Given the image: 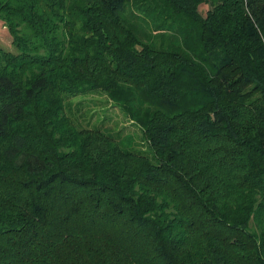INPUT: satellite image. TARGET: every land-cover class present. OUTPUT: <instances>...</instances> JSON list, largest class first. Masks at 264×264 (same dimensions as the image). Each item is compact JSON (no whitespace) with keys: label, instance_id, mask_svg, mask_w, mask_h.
I'll list each match as a JSON object with an SVG mask.
<instances>
[{"label":"trees","instance_id":"16d2710c","mask_svg":"<svg viewBox=\"0 0 264 264\" xmlns=\"http://www.w3.org/2000/svg\"><path fill=\"white\" fill-rule=\"evenodd\" d=\"M0 22V264H264V0H0ZM97 91L151 155L72 119Z\"/></svg>","mask_w":264,"mask_h":264},{"label":"rangeland","instance_id":"374dc122","mask_svg":"<svg viewBox=\"0 0 264 264\" xmlns=\"http://www.w3.org/2000/svg\"><path fill=\"white\" fill-rule=\"evenodd\" d=\"M11 41L12 36L10 35L9 31L4 28L2 22H0V49L15 51L14 47L11 44ZM77 105H82V107L88 108V110H86L84 114V117L90 118V121H93L94 124L97 123L98 125L95 128L99 127L106 133L112 134L116 140L120 141L123 144L124 148L140 154H144L146 156L151 155V150L149 149V147L146 145H142V136L137 133V135L134 137H127L129 133H133V127L130 123H126L121 119L124 114L119 108L113 107V105L108 101V97L106 96V94L101 91H97L83 96L66 97V106L68 110L67 112L68 114H71L70 116L74 121L75 118H77L81 114L77 110ZM95 112L100 115L99 119L97 120L95 116L92 117ZM102 115L105 116L104 118H107L108 121H110L111 118V126L102 125ZM100 125L102 126L100 127ZM134 130L138 132L137 128Z\"/></svg>","mask_w":264,"mask_h":264}]
</instances>
